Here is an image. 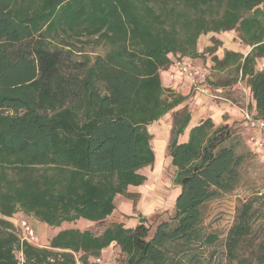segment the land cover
<instances>
[{
	"label": "trees",
	"instance_id": "16d2710c",
	"mask_svg": "<svg viewBox=\"0 0 264 264\" xmlns=\"http://www.w3.org/2000/svg\"><path fill=\"white\" fill-rule=\"evenodd\" d=\"M232 30L245 53L218 59L216 37L198 51L201 36ZM205 55L218 70L235 69L231 87L242 83L246 108L264 120V0H0V264H95L112 243L123 264L199 263L217 241L204 232L203 208L235 191L250 156L237 152L231 126L210 118L180 140L191 120L186 97L165 89L159 70ZM169 113L173 213L154 225L142 214L133 227L104 225L115 197L134 202L128 187L146 182L139 172L156 161L149 127ZM253 203L227 233L230 263L264 264V246L239 255ZM16 214L54 229L78 220L102 228L60 229L36 247L15 232Z\"/></svg>",
	"mask_w": 264,
	"mask_h": 264
},
{
	"label": "rangeland",
	"instance_id": "374dc122",
	"mask_svg": "<svg viewBox=\"0 0 264 264\" xmlns=\"http://www.w3.org/2000/svg\"><path fill=\"white\" fill-rule=\"evenodd\" d=\"M213 37L218 38L221 42L215 52L217 58H219V56L221 58V54L224 51L232 50L233 48L237 49L239 52L242 51V53L248 50L247 47L240 44L237 39V34L233 30L226 33H218L216 35L210 33L206 37L201 36L199 38V46L203 48H205L206 45L210 46V39ZM80 40L84 42L86 39L81 38ZM75 46L79 49L83 48V50L89 54L103 53V50L93 48L91 44L75 43ZM206 58L207 60L209 59V62L197 61L194 63L207 70L211 85L214 84L218 86L229 84V87H224L228 90L224 91L225 94L228 96L230 95L229 97L233 102L239 107L244 108L246 106V95L243 91V84L241 83L239 86L237 83L235 88L234 86L231 87V81H235L237 76L235 69L225 68L224 70H218L213 66L211 61L212 55H207L205 59ZM257 68H264V60L258 62ZM214 90L215 88H211L210 90L212 96L223 95L215 93ZM206 95V93H200V96ZM171 114L172 113L167 114L164 118L149 127V133L152 135V148L155 158L158 160L155 161L152 167H147L140 171V173L147 178L146 182L140 186V188L127 189L129 194L136 195L134 202L123 196H117L114 201L115 210L104 225L120 222L125 226L133 227V223H137L138 215L140 214L145 217L149 225H154L167 219L173 213V205L178 189L172 183L174 169L165 153L166 140L164 138L165 129L167 126L169 127L171 121ZM239 124H241V126L235 129L236 135L240 141L237 152L239 154L250 152V156L241 167L240 182L235 191L206 203L203 208L204 232L206 234L215 235L217 241L211 246L204 248L198 264H235V262L230 263L226 257V237L229 229L234 223L238 209L243 203L249 200L254 201L255 218L253 231L252 235L242 244L239 255L249 259L252 254L254 255L259 248L264 246V162L258 156L251 153L253 150L251 146L246 143L245 138L247 136L244 126L242 122ZM20 217L21 216H15L12 222L10 221L15 226L16 233H18L16 224ZM68 228L97 231L102 227L95 226L85 220H78L71 224H62L60 228L56 229L48 227L45 229V233L37 235V239L34 241V244H36L35 246L42 247V240L52 237L60 229ZM103 259L97 264H123L122 256L119 251H113V253L109 254L108 260H106L105 257H103Z\"/></svg>",
	"mask_w": 264,
	"mask_h": 264
},
{
	"label": "crops",
	"instance_id": "0c3cea01",
	"mask_svg": "<svg viewBox=\"0 0 264 264\" xmlns=\"http://www.w3.org/2000/svg\"><path fill=\"white\" fill-rule=\"evenodd\" d=\"M206 47H209V46L206 45L205 48ZM203 49H204L203 47L199 46V40H198V51L202 52ZM231 51L239 52L237 49H234V48ZM221 55L223 56V53ZM206 56L207 55H205V57ZM221 58L219 56L218 59H221ZM197 61L209 62V59L207 60L206 58L203 60H199V59L194 60V62H197ZM171 74H174V77L172 79L170 78ZM159 75H160L162 86L165 89L171 90L176 95L186 97V101L182 104L181 107L185 105L188 107L190 111V115H191V120H190V123L184 135L180 138L181 141L186 140L189 129H191L193 126L198 125L201 121L207 118H210L215 126L228 125V126H231L234 129V131L237 127L241 126V124L239 123L242 122L245 132H246V136H247L245 140H246V143H248V137L250 135V132L246 128L242 120L243 119V113H242L243 107H239L235 102L232 101V99L229 97L230 95L228 96L225 94L224 91H228L227 88H222L216 85H207L206 86L207 95L200 96V92H197L194 90V88H192V84L190 83V81L186 79L183 75L175 72L171 66L166 70H159ZM236 86H234V88ZM211 88H215L214 90L215 93L223 94V95H213L212 96L211 91H210ZM249 112H251V114L253 115L255 114L253 109H251ZM169 127H170V124H169ZM169 127L167 126V128L165 129L166 131L164 134L165 140H167L168 138ZM128 188L136 189V188H140V186L139 187H128ZM15 216L18 217L21 215L16 214ZM12 220L13 218L9 219V221L11 222ZM134 225L135 223H133V226ZM32 226L34 227L36 231L35 240L37 239V235H41L45 233V229L48 228L43 223H39L36 221L32 223ZM48 239L49 238L42 240L43 241L41 245L42 247L48 246ZM113 251L114 252L118 251V248L115 245V243H112L108 248L102 251L101 256H100V261L101 259H103V257H105V259L108 260L109 254L113 253Z\"/></svg>",
	"mask_w": 264,
	"mask_h": 264
},
{
	"label": "built area",
	"instance_id": "2783aa9c",
	"mask_svg": "<svg viewBox=\"0 0 264 264\" xmlns=\"http://www.w3.org/2000/svg\"><path fill=\"white\" fill-rule=\"evenodd\" d=\"M171 67L175 72L183 75L186 79H188L195 91L200 93L207 92L204 83L209 79V73L206 69L196 65L194 61L182 59L179 57L174 61ZM173 77L174 74H171L170 78L172 79ZM240 84L241 83L238 82L239 86ZM243 91L246 95L244 88ZM242 113L243 123L250 132L248 143L251 146L252 150L256 152L258 157L264 162V120L253 116L246 107L243 108ZM16 225L20 240L34 244L36 231L31 222L27 218L21 216L17 220ZM94 263H100V259L94 260Z\"/></svg>",
	"mask_w": 264,
	"mask_h": 264
},
{
	"label": "bare ground",
	"instance_id": "6f19581e",
	"mask_svg": "<svg viewBox=\"0 0 264 264\" xmlns=\"http://www.w3.org/2000/svg\"><path fill=\"white\" fill-rule=\"evenodd\" d=\"M162 137V136H161ZM162 140V139H161ZM158 159L156 158V161H157Z\"/></svg>",
	"mask_w": 264,
	"mask_h": 264
}]
</instances>
